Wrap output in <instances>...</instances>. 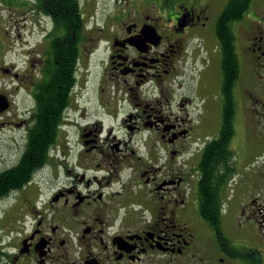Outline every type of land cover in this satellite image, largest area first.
Here are the masks:
<instances>
[{"label": "flooded vegetation", "instance_id": "1", "mask_svg": "<svg viewBox=\"0 0 264 264\" xmlns=\"http://www.w3.org/2000/svg\"><path fill=\"white\" fill-rule=\"evenodd\" d=\"M25 1L1 264H264V0Z\"/></svg>", "mask_w": 264, "mask_h": 264}, {"label": "rangeland", "instance_id": "2", "mask_svg": "<svg viewBox=\"0 0 264 264\" xmlns=\"http://www.w3.org/2000/svg\"><path fill=\"white\" fill-rule=\"evenodd\" d=\"M3 1L4 3L0 2V62L8 65L17 58L21 51L19 50L20 46H25L22 43L28 39V20L25 19V14L35 13V11L31 12L25 0ZM112 2V0L105 1V4L110 5ZM29 105V101L20 103L21 109ZM243 119L240 117V121ZM24 134V130H11L6 125H0V167L6 162L14 161L22 152L25 144ZM3 239L0 245L4 243L6 238Z\"/></svg>", "mask_w": 264, "mask_h": 264}, {"label": "trees", "instance_id": "3", "mask_svg": "<svg viewBox=\"0 0 264 264\" xmlns=\"http://www.w3.org/2000/svg\"><path fill=\"white\" fill-rule=\"evenodd\" d=\"M46 156V145L38 137V130L33 125L29 127L25 151L19 163L11 169L0 173V198L7 192L16 190L26 184L41 161ZM1 264V258H0Z\"/></svg>", "mask_w": 264, "mask_h": 264}, {"label": "water", "instance_id": "4", "mask_svg": "<svg viewBox=\"0 0 264 264\" xmlns=\"http://www.w3.org/2000/svg\"><path fill=\"white\" fill-rule=\"evenodd\" d=\"M4 100H5V99H3V98L0 99V103H1L0 111H1V110H4V109L7 108V105H8V104H5V103H4ZM6 101H7V100H6ZM6 101H5V102H6Z\"/></svg>", "mask_w": 264, "mask_h": 264}]
</instances>
